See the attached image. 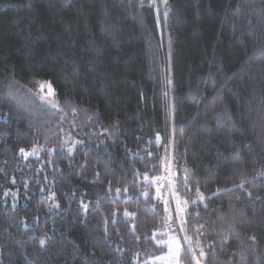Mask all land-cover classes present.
I'll use <instances>...</instances> for the list:
<instances>
[{
  "label": "trees",
  "instance_id": "trees-1",
  "mask_svg": "<svg viewBox=\"0 0 264 264\" xmlns=\"http://www.w3.org/2000/svg\"><path fill=\"white\" fill-rule=\"evenodd\" d=\"M159 9L0 0V264L163 254L170 168L179 199L208 197L188 208L206 264H264V0H169L167 21ZM43 80L63 112L27 91Z\"/></svg>",
  "mask_w": 264,
  "mask_h": 264
},
{
  "label": "snow or ice",
  "instance_id": "snow-or-ice-1",
  "mask_svg": "<svg viewBox=\"0 0 264 264\" xmlns=\"http://www.w3.org/2000/svg\"><path fill=\"white\" fill-rule=\"evenodd\" d=\"M145 3V0H138L139 6L143 7ZM149 4L151 7L155 8L157 11V19L159 21L160 18V9L159 5L162 4L164 6L163 11V18L165 21H167L168 15H169V0H149ZM73 75H78V70L74 69ZM18 84L17 81L14 79L12 80V85ZM33 88H28L27 91L31 93L32 95L39 98L40 101L44 102L49 108L56 109L59 112H63L64 109L59 105L58 101L55 99L56 97V90L53 87V82L50 80H43V81H33ZM27 86H25L26 88ZM167 95V93H165ZM73 112H76L77 109L73 108ZM62 131V129H61ZM105 132L109 131L108 129L104 130ZM157 142H159L160 137L159 134L156 136ZM82 143V141H74L72 145L68 148V152L71 155L73 149L75 148L76 144ZM20 154L27 159L29 156H35L37 155V151L35 148L31 152L25 151L24 148L19 149ZM151 155V153H148ZM2 171V169H0ZM185 173H187V170H185ZM259 175H264V173H260ZM146 178V174H145ZM46 179V177H45ZM194 179V177H193ZM189 177L185 174L184 177V185L189 190H191L190 185L188 184ZM12 183H15V179L13 178ZM247 181L245 179L240 180L238 184H234L233 188L238 189H245ZM27 187V185H25ZM232 189H216V192H214L212 195L215 196L221 191H231ZM246 190V189H245ZM117 192L120 191L118 188L116 190ZM159 192V190H158ZM197 198L195 200H188V199H179L178 198V192L175 190L173 191V196L175 198L176 208L175 211V217H173L171 214H169L167 220L169 223V226L171 224L178 225V229L172 230V234L169 235V238L167 240L164 239H157L156 235H153V239L156 240V244L164 245L167 249L166 252H164L163 255H156V256H150L148 261H144V264H149V261L152 262V264H155L156 261H159L160 264H185L182 254L186 253L189 258L190 264H206L205 258L207 257V252L205 251V248L201 245V241L199 239L193 238L192 235H189V230L193 229L195 233H198L199 235H203L202 229L204 228V225L202 223H194L193 220L195 218L199 217V212L196 211L193 213L188 211L189 205H192L194 208L198 205V203H203L208 197H205L204 193L200 191V188H196ZM9 194L15 198L17 195L16 193H9L5 192L4 195L7 197ZM147 197V193L144 194ZM247 195L249 197L252 196L251 192H247ZM52 198H55V193H52ZM167 204V201H165ZM58 207L59 205H55ZM84 208H87V205L83 206ZM206 207V205H205ZM165 211H169L166 207ZM125 215H134V213H128L125 212ZM189 217H193V219H189ZM112 223H115L113 221ZM106 231V229H105ZM133 231H135V227L133 226ZM183 234L182 236L180 234ZM163 235H168L167 233H162ZM252 240H255L256 237L253 235L250 237ZM137 240L140 239V237H136ZM229 240L228 236H224L220 240L221 248L224 244H226ZM183 241V243H182ZM40 244L43 246L45 244V240L41 239ZM214 247V246H213ZM198 250V251H197ZM215 255V253H213ZM139 257V254H137V258Z\"/></svg>",
  "mask_w": 264,
  "mask_h": 264
},
{
  "label": "rangeland",
  "instance_id": "rangeland-1",
  "mask_svg": "<svg viewBox=\"0 0 264 264\" xmlns=\"http://www.w3.org/2000/svg\"><path fill=\"white\" fill-rule=\"evenodd\" d=\"M158 26H159V32H160V24H158ZM164 181H165V183H167L168 184V186H169V188H170V190H171V193H172V197H173V204H174V207H170V208H168V216H169V214H171L173 217H174V215H175V211H174V209L176 208V203H175V198H174V196H173V191L175 190V186H174V182H173V176H172V170H171V168H170V172H169V174L168 175H166L165 177H164ZM167 199V198H166ZM174 229H176V227H175V224L173 223V224H171V226L170 227H168V230H167V234L168 235H165V239L164 240H167L168 238H169V235H171L172 234V230H174ZM181 235V234H180ZM183 235V234H182ZM181 235V236H182ZM182 243H183V241H182ZM167 251V250H166ZM164 254V253H163ZM163 254H161V255H163ZM155 264H160V262L159 261H156L155 262Z\"/></svg>",
  "mask_w": 264,
  "mask_h": 264
}]
</instances>
